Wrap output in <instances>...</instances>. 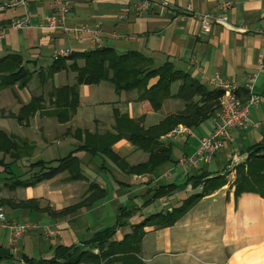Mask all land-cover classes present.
<instances>
[{
	"label": "crops",
	"instance_id": "crops-1",
	"mask_svg": "<svg viewBox=\"0 0 264 264\" xmlns=\"http://www.w3.org/2000/svg\"><path fill=\"white\" fill-rule=\"evenodd\" d=\"M8 1L0 0V60L18 54L40 75L52 65L59 49H95L89 38L80 41L76 34L40 26L54 14V0H27L25 6L15 8ZM69 1L68 24L100 27L104 32L102 46L119 54L140 52L155 66L171 62L209 89L216 88L214 82H233L244 99V84L259 70L264 37L258 30L264 29V0H231L226 22L214 24L207 34L200 32L199 21L186 7L190 4L216 13V6L224 0H168L171 7L156 5L142 14L135 13V0ZM17 18H27L26 25L11 27ZM75 83V72L66 68L45 82L35 79L33 88H0V132L20 145L7 154L0 150V202H13L3 205L10 219L35 225L15 243L7 230L0 229V246L11 255L0 264H26L24 258L53 259L61 249L83 245L111 228H115L113 238L119 242L150 215L170 213L187 198L198 195L207 178L231 173L237 160L256 149L264 150L263 102L251 107L246 127L232 129L225 147L199 161L198 166L180 159L192 155L199 148V138L211 132L210 118L192 128H197L195 137L162 135L161 144L171 146L170 159L152 171L130 172V167L149 159L147 151L123 137L110 146V154H93L78 149L82 145L79 139L84 138L80 130L114 132V109L134 119L143 115V124L149 127L181 110L183 102L165 99L160 110L144 112L135 91H116L109 82L80 84L75 113L60 123L51 114L54 107L49 93ZM92 88L96 89L95 99L84 101L83 95ZM97 89L104 94L100 96ZM254 92L264 95V70ZM39 95L44 97V108L19 120L20 108ZM68 155L78 160L80 178L61 172L33 185L12 187L18 180L29 181L32 163L43 160L57 165ZM169 184L175 186L170 194L153 199L158 187ZM27 200H36L37 207L18 205ZM64 209L68 210L64 214H51ZM122 209L129 213L120 220ZM49 226L60 235L46 237L44 230ZM143 232L138 255L146 264H264V198L255 192L236 197L234 187L225 183L204 194L172 224L146 225Z\"/></svg>",
	"mask_w": 264,
	"mask_h": 264
},
{
	"label": "trees",
	"instance_id": "trees-1",
	"mask_svg": "<svg viewBox=\"0 0 264 264\" xmlns=\"http://www.w3.org/2000/svg\"><path fill=\"white\" fill-rule=\"evenodd\" d=\"M79 60H83L84 64L79 65ZM21 63L20 55H10L0 60V65L4 62ZM7 64V68L9 67ZM23 67V66H22ZM69 68L75 72L76 83L74 85H66L54 88L50 95V102L53 104L52 114L58 122L65 123L69 121L75 113L79 105L78 85L80 84H98L101 82H109L116 91L136 92V99L140 103L142 110L158 111L162 108L165 99H177L183 102L184 106L181 110L168 114L159 123L145 127L143 124V115L138 119L129 117L127 114L121 113L114 109V132H106L104 134H84L82 145L78 149L90 151L93 154L106 153L110 154V146L121 138H126L135 144L138 148L149 153V159L137 166L130 167L131 172L152 171L158 165L170 159L171 146L162 145L160 137L168 133L171 129L180 123L191 128L198 126L201 122L210 118V114L219 106L222 95L220 89H209L204 84L192 79L187 73L176 70L171 62H165L160 66H155L152 59L146 57L137 51H128L123 54L117 53L113 48L101 46L90 51L73 52L71 55L63 58H57L52 65L41 74V78L48 79L59 70ZM17 67H9V72L14 74L15 81H19L21 70L17 71ZM25 75V73H23ZM41 79V80H42ZM152 79H156L150 84ZM180 82L175 93H172L171 86L175 82ZM239 95V94H238ZM44 97L42 95L33 96L31 101L23 105L18 112V119H28L37 111L44 108L42 103ZM77 131V130H76ZM20 147L19 143L7 136L4 132H0V150L7 154L9 150ZM261 149L249 152L247 158L249 161L244 165L239 163V171L246 166L245 172L241 173L234 183V195L237 197L243 192H255L264 198V155H258ZM16 159V158H15ZM18 159V158H17ZM114 159L117 160L116 157ZM245 162V161H244ZM2 160H0V164ZM33 172L35 168L38 171L32 173L29 181H17L12 187L21 185H33L43 179L51 178L58 173L69 171L72 174L70 178H80L79 162L75 157L68 155L61 159L57 165L52 162L39 160L37 163L29 166ZM77 171V173H76ZM80 172V171H79ZM202 175L201 177H205ZM220 175L207 178L204 181L202 191L198 195L187 198L180 207L175 208L170 213H158L147 217L140 224L133 226L130 234L124 236L119 242L111 241L106 249L102 250V257L109 259L107 263L121 262V264H146L138 255L140 241L143 235V228L146 225L168 226L172 224L180 215L184 214L191 206H193L204 194L210 193L214 189L224 185L226 182L222 180ZM92 188L97 189L96 184ZM175 186L169 184L160 186L156 189L153 199L170 194ZM101 194V193H100ZM87 201V200H86ZM95 201V200H94ZM13 204L10 200H2L0 206ZM86 203V202H82ZM20 206L37 207L36 200H27L18 203ZM48 209V208H47ZM68 210L64 209L60 212H51L52 215H61ZM129 211L122 209L120 220L128 215ZM115 228L108 229L102 234L94 237L93 242L98 240V245L104 248V244L113 237ZM63 248L53 259H42L34 261L24 258L26 264H56L59 258L65 257L64 264H83L95 263L96 255L74 256L72 249ZM10 253L0 246V261L10 257Z\"/></svg>",
	"mask_w": 264,
	"mask_h": 264
},
{
	"label": "built area",
	"instance_id": "built-area-1",
	"mask_svg": "<svg viewBox=\"0 0 264 264\" xmlns=\"http://www.w3.org/2000/svg\"><path fill=\"white\" fill-rule=\"evenodd\" d=\"M27 0H9L8 5L10 7L25 6ZM55 12L52 16L40 26L50 30H60L66 33L76 34L79 36V40L83 41L85 38H89L92 45L95 48H99L103 43V30L98 27H92L89 25H69L68 16L71 10V2L69 0H54L53 1ZM233 2L231 0H224L217 5L218 13L203 12L188 5L186 10L191 13L192 17L197 19L200 24V32L203 34L210 33L214 24L223 23L226 21L225 13L231 8ZM171 7V3L168 0H135L134 10L136 14H142L148 12L153 6ZM27 18L15 19L11 27L22 28L26 25ZM259 33L264 37V29H259ZM88 36V37H87ZM73 51L71 49H59L55 51L54 58H63L71 55ZM261 60L259 62V70L248 77L245 83V90L248 92V98L242 101L236 95L237 87L235 84L227 81H220L216 84L221 92V99L219 106L212 112L211 120L213 127L210 134L199 138V148L190 156L183 157L181 162H188L191 166H198L199 161L204 158L213 156L216 152L221 150L226 145V141L230 137L231 129L238 127L244 128L249 120V114L251 107L263 103L264 95H260L254 92L256 81L261 71L264 70V42L260 51ZM187 135L194 137V132L188 126L179 124L169 131L168 137H177ZM237 160L235 163H239ZM35 225L27 222H18L14 219H10L8 213L4 207H0V229L8 231L12 243L20 240L25 234L32 231ZM44 234L48 238H55L60 235V231L55 228L46 227Z\"/></svg>",
	"mask_w": 264,
	"mask_h": 264
},
{
	"label": "rangeland",
	"instance_id": "rangeland-1",
	"mask_svg": "<svg viewBox=\"0 0 264 264\" xmlns=\"http://www.w3.org/2000/svg\"><path fill=\"white\" fill-rule=\"evenodd\" d=\"M233 5V4H232ZM232 7V6H231ZM216 10H217V12L215 13V14H217L218 13V9H217V6H216ZM226 22V21H225ZM224 23V22H223ZM79 62V65H83L84 64V61L83 60H79L78 61ZM7 64H9L8 62H4V63H2L1 65H0V88L1 89H4V88H9V87H13V86H18L19 88H24V87H26V86H28V85H30L32 88H33V82H34V80L36 79V80H38V82H39V80H41L42 78H41V74L39 75V73H36L35 71H32L29 67H28V65L26 64V63H24L23 61L21 62V63H18L17 61L15 62V63H11L12 65H10L9 64V67H17L18 69H17V71H19V69L21 70L20 72H22V73H20V76H21V78H20V80L19 81H15L14 80V77H12L14 74H11L8 70H9V67L7 68L6 66H7ZM23 66V67H22ZM177 70V69H176ZM23 73H25V75H23ZM38 78V79H37ZM47 79H42V82L44 81H46ZM153 80H156V79H152L151 81H150V84L152 83V82H154ZM220 82V81H219ZM227 82H229V81H227ZM177 83V84H176ZM231 83H233V82H231ZM180 84V82H175V83H173L172 84V86H171V91H172V93H175L176 92V90H177V87H178V85ZM233 84H235V83H233ZM29 86V87H30ZM237 87V86H236ZM217 89H219L218 87H216ZM54 89V88H53ZM53 89L50 91V92H52L53 91ZM47 91L45 92V94H47L48 92H49V89H46ZM244 92H245V94H246V98H241L239 95H238V92H239V88L237 87V92H236V95L238 96V98L239 99H241L242 101H245L247 98H248V92L245 90V84H244ZM97 92L99 93V95L101 96L102 94H104L102 91H98V89H97ZM95 95H96V89H94V88H92L91 89V91L88 93V95L87 94H85V95H83V100L84 101H90V100H92V99H95ZM124 95L122 94L121 96H120V99L123 97ZM119 99V98H118ZM221 99V98H220ZM177 100V99H176ZM219 103H220V101H219ZM177 109V108H176ZM161 113H162V111H161ZM160 113V114H161ZM51 114H52V111H51ZM212 114V113H211ZM211 114H210V119H211ZM212 121V120H211ZM180 124H183V123H180ZM179 125V124H178ZM183 125H185V124H183ZM213 125V124H212ZM186 126V125H185ZM176 127V126H175ZM189 127V126H188ZM213 127V126H212ZM191 128V127H190ZM235 128H238V127H235ZM192 129V128H191ZM234 129V128H233ZM172 130V129H171ZM195 131L197 130V128H195L194 129ZM194 130H192V131H194ZM232 130V129H231ZM67 131V130H66ZM231 132V131H230ZM169 133V132H168ZM168 133H167V135H168ZM210 134V133H209ZM195 135V134H194ZM187 136V135H186ZM205 136V135H204ZM195 137V136H194ZM202 137V136H201ZM230 138V137H229ZM229 140V139H228ZM227 140V141H228ZM226 141V142H227ZM199 145H200V143H199ZM258 153V155H264V150H260V152H257ZM185 157V156H184ZM211 157V156H210ZM183 158V157H182ZM181 158V159H182ZM180 159V160H181ZM43 161V160H42ZM245 161V162H244ZM249 161V159L246 157L245 159H243L242 161L240 160V162L239 163H241V162H243V163H241V165H245L247 162ZM38 162V161H37ZM37 162H34V163H32V164H35V163H37ZM250 162V161H249ZM238 163V164H239ZM31 164V165H32ZM237 164V165H238ZM239 167H237V166H235V167H233L232 168V170H231V173H224V174H222V175H220L219 177L222 179V180H224L226 183H229V185L230 186H232V187H234V183H235V180H236V178L241 174V173H243V172H245V170H246V166H244V168H242L240 171H239V169H238ZM30 169V168H29ZM35 171H38V168H35L34 170H33V172H35ZM32 172V173H33ZM65 173H67V175H70V174H72L71 172H69V171H64ZM76 173H77V171H76ZM77 174H80V172L78 171V173ZM232 184V185H231ZM0 207H3V206H0ZM5 208V207H4ZM111 241H114V242H117V240H115L113 237L112 238H110L105 244H104V248H102V246H100V245H98L97 243L99 242L98 240H96V241H94L93 242V240H91V241H89V242H86L85 244H83V245H80V246H75L73 249H72V253L73 254H75L74 256H80V255H83V260H84V257L86 256V255H96V256H98L99 258H94V260H95V262H96V264H105V263H107V261L109 260V259H107L106 257H102V250L103 249H106L108 246H109V243L111 242ZM64 259H65V257H62V258H59L58 260H57V263L56 264H64L63 262H64ZM86 261H84L83 262V264H86L85 263Z\"/></svg>",
	"mask_w": 264,
	"mask_h": 264
}]
</instances>
